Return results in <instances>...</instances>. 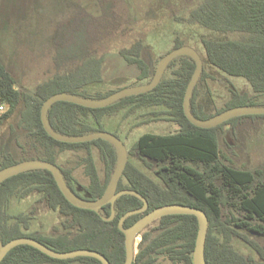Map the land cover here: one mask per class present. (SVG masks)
Wrapping results in <instances>:
<instances>
[{
  "label": "trees",
  "instance_id": "16d2710c",
  "mask_svg": "<svg viewBox=\"0 0 264 264\" xmlns=\"http://www.w3.org/2000/svg\"><path fill=\"white\" fill-rule=\"evenodd\" d=\"M110 7L108 3L102 14L96 16L80 4L67 2L68 11H65L70 17L60 24L53 41L55 68L64 71L38 84L32 92L19 91L0 60V104L7 107L4 112L0 111V123L21 107L17 125L26 133L36 159L56 164L70 189L89 200L99 198L106 188L116 163L114 147L100 138L76 143L52 138L42 126L40 108L44 100L58 92L102 98L117 90L91 89L103 81L104 53H98L94 42L103 39L111 32L107 27L117 23L112 19L110 23V14L114 17ZM186 20L211 33L201 38L203 65L206 63L229 77L243 78L251 88L250 93L231 88V96L224 106L209 110L205 102L197 101L195 85L190 98L191 113L205 119L234 106L264 105V0H202L189 11ZM142 45L137 39L118 50L125 62L137 70L134 81L139 85L151 79L149 64L141 56ZM181 45L184 42L176 39L170 50ZM194 68L192 58L177 56L169 62L152 90L123 97L105 107L90 108L57 101L48 109L49 124L55 131L67 135L109 131L124 143L127 163L117 190H135L148 203L144 212L128 216L124 227L161 205L179 203L198 207L208 219L204 247L207 264H264V168L246 169L231 164L221 155L219 140L224 126L230 133L243 119L264 117V114L234 117L211 128L193 125L183 113L182 102ZM206 75L203 67L198 80ZM116 117H119L117 126H112L111 120ZM125 120H130V132L141 124L158 120L172 122L178 129L169 133H139L130 147H126L120 135V125ZM227 140L224 143L229 148ZM21 148L24 154L25 148ZM66 151L82 152L77 164L83 166L89 179L87 185L78 183L72 167L58 163L59 155ZM94 151L103 164V179L97 170ZM130 157L140 161L154 177L141 170ZM18 161L22 159L13 160L10 153L0 152V169ZM26 197L35 199L29 210L9 211L12 200ZM140 206L142 201L135 195H121L114 202L113 219L104 220L95 211L70 204L48 170H29L0 183V239L4 244L13 238L31 237L61 252L92 249L102 253L110 264H123L124 234L117 223L125 212ZM48 210L58 212L61 227L53 226L50 233L33 229V221ZM110 210V204L100 208L103 217H109ZM196 233L194 215L162 216L140 232L132 264H158L159 256L166 257L171 264H193ZM236 241L250 251H241ZM0 264L102 263L88 256L56 259L32 246L18 245Z\"/></svg>",
  "mask_w": 264,
  "mask_h": 264
},
{
  "label": "rangeland",
  "instance_id": "374dc122",
  "mask_svg": "<svg viewBox=\"0 0 264 264\" xmlns=\"http://www.w3.org/2000/svg\"><path fill=\"white\" fill-rule=\"evenodd\" d=\"M201 1L71 0L73 4L84 6L96 16L101 15L103 7L109 3L114 16L111 17L109 13L110 23L111 19L112 22H117L112 28L107 27L111 30L110 33L94 42L93 47L98 53H104L103 81L91 89L105 91L139 85V82L134 81L137 70L118 54L120 48L128 47L137 39L143 44L142 58L153 68L157 66L162 55L172 48L176 39L182 40L184 45L194 48L204 57L201 38L211 33L186 20L189 11ZM67 2L71 3L69 0H0V60L14 78L15 87L19 91L32 92L38 84L51 78L55 73L64 71L55 68L53 58L56 47L53 41L60 24L70 17L66 12L70 9V6L67 9ZM203 67L207 75L203 80H197L196 98L198 102H205L209 110L224 106L231 96L230 89L233 87L240 92H251L250 86L243 78L226 76L206 63ZM6 108V105H3L0 111L4 112ZM20 110L21 107L0 123V152L10 153L13 160L30 157L34 159L37 155L28 145L26 133L17 125ZM118 119L119 117L112 119L111 125L117 126ZM128 121L130 120H125L120 125V135L126 147H130L139 133L146 131L169 133L178 129L172 122L158 120L141 124L130 132ZM227 129L228 127L224 126L219 137L221 155L227 157L230 163L237 167L264 168V117L245 118L234 131L228 133ZM224 139H228L230 149L226 147ZM21 146L25 148L24 154L21 152ZM81 154L80 151H66L59 155L57 161L63 167H72L78 183L87 185L89 179L83 172V166L77 164ZM94 157L99 176L103 179L104 168L96 151ZM130 158L141 170L153 176L140 161ZM34 202L33 197L14 199L10 202L9 211L25 212ZM60 221L57 211L48 210L33 221L32 228L50 233L53 226L61 227ZM139 239L140 237L137 238V243ZM235 244L243 252L250 251L237 241ZM136 250L135 247V252ZM157 263L171 264L164 256H159Z\"/></svg>",
  "mask_w": 264,
  "mask_h": 264
},
{
  "label": "water",
  "instance_id": "95a60500",
  "mask_svg": "<svg viewBox=\"0 0 264 264\" xmlns=\"http://www.w3.org/2000/svg\"><path fill=\"white\" fill-rule=\"evenodd\" d=\"M180 55L189 56L194 60L195 63V68L186 86L183 102H182L183 113L190 123L201 128H211L234 117H238L242 115L264 114V105H240V106L230 107L205 119H200L195 117L190 110V98L192 96L193 89L202 71L203 62L200 57V54L194 48L187 45H181L164 54V56L160 59V61L158 62L155 68L149 66L150 67L149 76L151 77V79L146 83L117 89L114 92L102 98H90V97H84L67 92H58L49 96L42 103L40 108V119L44 130L52 138L61 142H69V143L86 142L100 138L108 141L114 147L116 152V164L109 178V181L106 185V188L99 198L94 200H89L79 196L74 191H72L70 187L66 184L64 177L61 173V170L56 164L36 158L18 161L1 168L0 183L11 176L29 170H34V169L48 170L52 174V177L58 189L70 204L78 208L95 211L104 220L113 219L115 214L114 202L119 196L124 194L135 195L136 197L141 199L142 206L125 212L119 218L117 223L118 229L124 234L125 259L123 264H132L135 253V247L137 245L136 244L137 238L139 237L140 232L144 230L149 224H151L158 218L165 215H170V214L194 215L197 220V233H196L195 244L192 253V262L193 264H207L204 257V247H205V239L207 234L208 219L205 212L201 208L189 206L185 204H179V203L165 204L146 212L130 226L124 227L123 222L128 216L132 214L144 212L148 207L147 200L139 192L132 189L117 190L119 179L122 176L123 170L127 163V150L125 148L124 143L121 141L120 138H118L113 133L104 130L90 132L81 135L61 134L55 131L50 126L47 118L48 109L53 103L57 101H67L85 107L100 108V107H105L123 97L148 92L158 84L169 62ZM79 191H81V189ZM106 204H110L111 210L109 217H103L100 212V208ZM18 245L32 246L38 249L39 251H41L42 253L46 254L47 256L56 259H67L77 256H88V257L96 258L102 264H110L108 259L99 251L86 249V248H77L63 252L56 251L47 247L38 240L26 236L13 238L4 244L1 242L0 239V262L12 248Z\"/></svg>",
  "mask_w": 264,
  "mask_h": 264
},
{
  "label": "built area",
  "instance_id": "2783aa9c",
  "mask_svg": "<svg viewBox=\"0 0 264 264\" xmlns=\"http://www.w3.org/2000/svg\"><path fill=\"white\" fill-rule=\"evenodd\" d=\"M2 108H3V105H2V104H0V110H2Z\"/></svg>",
  "mask_w": 264,
  "mask_h": 264
},
{
  "label": "flooded vegetation",
  "instance_id": "af4514ba",
  "mask_svg": "<svg viewBox=\"0 0 264 264\" xmlns=\"http://www.w3.org/2000/svg\"><path fill=\"white\" fill-rule=\"evenodd\" d=\"M77 190L79 191V190H80V188L78 187V188H77ZM79 192H81V191H79Z\"/></svg>",
  "mask_w": 264,
  "mask_h": 264
}]
</instances>
